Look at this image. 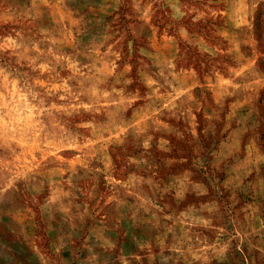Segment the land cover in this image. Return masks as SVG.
<instances>
[{
	"label": "rangeland",
	"instance_id": "obj_1",
	"mask_svg": "<svg viewBox=\"0 0 264 264\" xmlns=\"http://www.w3.org/2000/svg\"><path fill=\"white\" fill-rule=\"evenodd\" d=\"M0 264H264V0H0Z\"/></svg>",
	"mask_w": 264,
	"mask_h": 264
}]
</instances>
